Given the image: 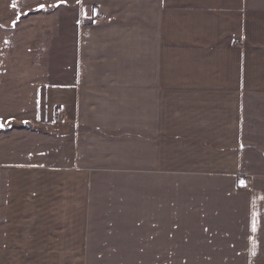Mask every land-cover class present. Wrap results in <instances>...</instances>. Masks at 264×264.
<instances>
[{
  "label": "crops",
  "instance_id": "1",
  "mask_svg": "<svg viewBox=\"0 0 264 264\" xmlns=\"http://www.w3.org/2000/svg\"><path fill=\"white\" fill-rule=\"evenodd\" d=\"M75 7L38 151L0 153V264H264V0Z\"/></svg>",
  "mask_w": 264,
  "mask_h": 264
},
{
  "label": "rangeland",
  "instance_id": "2",
  "mask_svg": "<svg viewBox=\"0 0 264 264\" xmlns=\"http://www.w3.org/2000/svg\"><path fill=\"white\" fill-rule=\"evenodd\" d=\"M75 1L0 0L1 155L9 147L19 153L17 159L22 153L38 151L41 136H29L26 125L35 121L43 89L71 82L77 45ZM13 3L18 4L16 9ZM40 5L45 10H39ZM96 20L105 21L107 15L100 13ZM252 183V178L245 180L247 186Z\"/></svg>",
  "mask_w": 264,
  "mask_h": 264
},
{
  "label": "snow or ice",
  "instance_id": "3",
  "mask_svg": "<svg viewBox=\"0 0 264 264\" xmlns=\"http://www.w3.org/2000/svg\"><path fill=\"white\" fill-rule=\"evenodd\" d=\"M12 7L14 9H16L18 7V4L17 3H13ZM56 7H59V5H56ZM39 10H45L44 9V6L43 5H40L39 6ZM13 27H15V24H13ZM258 223H259V221H258V214H256V215H254L253 222H252V230L253 231H256L257 230Z\"/></svg>",
  "mask_w": 264,
  "mask_h": 264
},
{
  "label": "built area",
  "instance_id": "4",
  "mask_svg": "<svg viewBox=\"0 0 264 264\" xmlns=\"http://www.w3.org/2000/svg\"><path fill=\"white\" fill-rule=\"evenodd\" d=\"M99 19H104V17L103 16H101V17H99ZM56 121H60L61 120V117L59 116V115H56Z\"/></svg>",
  "mask_w": 264,
  "mask_h": 264
}]
</instances>
